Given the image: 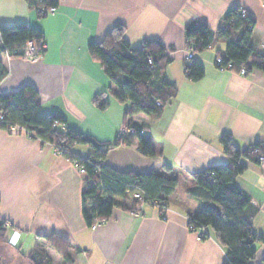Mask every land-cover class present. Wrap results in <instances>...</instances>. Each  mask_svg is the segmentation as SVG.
Listing matches in <instances>:
<instances>
[{
	"label": "crops",
	"instance_id": "0c3cea01",
	"mask_svg": "<svg viewBox=\"0 0 264 264\" xmlns=\"http://www.w3.org/2000/svg\"><path fill=\"white\" fill-rule=\"evenodd\" d=\"M235 4L255 17L251 43L264 49V0H59L56 10L45 17L37 16L26 0H0V25L23 20L45 35V51L38 58L2 56L8 72L0 82V93L32 84L44 112L60 114L68 126L100 141H113L124 124L127 104L114 96L110 78L88 45L101 40L118 22L126 26L133 46L154 37L175 47L165 72L178 87L159 118L145 113L131 117L147 125L154 155L143 154L135 137L131 144L111 146L106 157L119 170L156 169L177 176L164 216L150 204L139 213L115 207L109 218L89 226L82 211L85 172L51 143L0 127V218L7 221L15 247L25 254L36 246L45 248L52 264H62L61 255L43 237L55 233L77 248L75 264L225 261L227 247L211 227L197 231L188 227L190 215L210 201L207 191L197 187L193 173L227 161L219 141L225 132L232 134L239 148L264 139V70L245 75L219 68L216 51L224 49L226 42L218 40L195 55L205 75L189 80L184 73L188 61L184 27L192 19H202L215 30ZM101 93L108 101L105 109L93 102ZM90 150L87 144L73 148L82 157ZM165 162L173 169L165 171ZM236 181L258 207L253 228L263 237L249 264H264V167L248 161ZM201 232L207 234L205 239ZM5 246L0 245V257L12 264L7 251L15 248Z\"/></svg>",
	"mask_w": 264,
	"mask_h": 264
},
{
	"label": "trees",
	"instance_id": "16d2710c",
	"mask_svg": "<svg viewBox=\"0 0 264 264\" xmlns=\"http://www.w3.org/2000/svg\"><path fill=\"white\" fill-rule=\"evenodd\" d=\"M39 17L47 16L39 7H57L59 0H26ZM256 24L255 17L243 6H231L214 30L202 19H192L184 27V40L187 51L195 55L205 51L215 41L226 42L224 49L216 51V64L245 75L254 70H264V49L258 50L251 43ZM34 39L41 54L44 53L45 35L43 31L26 21L16 20L0 25V82L8 70L2 56L9 51L11 56H21L27 39ZM14 49L16 52H13ZM174 46L154 37H147L133 46L126 37V26L116 23L99 41L90 42L88 50L97 60L114 86V96L126 103L124 134H117L113 141H100L65 123L64 118L55 112L42 110L37 88L25 84L19 89L0 93V127L9 130L19 125L34 139L51 143L58 152L85 170L82 190V211L86 223L91 226L97 220L109 218L115 207L129 212H141L144 204L159 208L164 216L169 196L178 185V178L156 169L150 171L119 170L106 160L111 146L131 144L137 137L138 149L145 155H154L155 147L148 134L147 125L131 119L134 114L145 113L151 119L161 116L165 106L176 96L177 83L167 78L165 69L172 62L170 51ZM184 64L185 76L197 81L205 75V67L195 57ZM217 58L221 61L217 62ZM93 102L100 109L108 106L103 95L97 94ZM132 128L133 131L130 129ZM220 144L227 161L212 164L193 173L197 187L207 191L210 201L199 208L188 219L191 231L211 227L221 243L227 247V257L222 264H249L257 250V242L263 237L253 228V220L258 207L252 203L250 195L237 183L236 178L247 168V162L260 164L264 155V139L255 140L239 148L231 133L220 136ZM76 144H87L91 150L82 157L73 151ZM162 168L170 171L173 166L164 163ZM8 223L0 218V242L5 241ZM207 234L201 232V238ZM46 242L62 258V264H75L77 250L64 236L55 233L43 235ZM24 257L30 264H52V259L44 250L34 247Z\"/></svg>",
	"mask_w": 264,
	"mask_h": 264
},
{
	"label": "built area",
	"instance_id": "2783aa9c",
	"mask_svg": "<svg viewBox=\"0 0 264 264\" xmlns=\"http://www.w3.org/2000/svg\"><path fill=\"white\" fill-rule=\"evenodd\" d=\"M39 10L42 11V12H45L46 11L47 13H51V12H54L56 10V7L55 6H51V7L47 8V9H44L42 7H39ZM13 52H16V50L14 49ZM6 55H10L11 56V54L9 53V51H7ZM41 55L42 54L40 53V51L38 49V45H37L36 41L34 39H31V38L30 39H27L25 41V43H24L23 48H22V54H21V56H23V57H29V58H38ZM194 55H195V53L192 50H189L187 52V58L188 59L191 58V57H193ZM220 61H221V59L220 58H217V62H220ZM240 73L245 74V69H242L240 71ZM1 117H2V114L0 113V118ZM10 130L13 131V132L25 131L24 128L20 127L19 125H12L11 128H10ZM130 130L133 131L132 128ZM126 131H128V128L125 127L124 124H123V126H121V128L119 129L118 134L119 135L124 134ZM259 160H260V164L259 165H261V166L264 165V155H261L259 157ZM81 170L83 172H85L84 168H81ZM137 213H139V212H137ZM101 221H103V219L102 220H97L94 223L93 226L98 225Z\"/></svg>",
	"mask_w": 264,
	"mask_h": 264
},
{
	"label": "rangeland",
	"instance_id": "374dc122",
	"mask_svg": "<svg viewBox=\"0 0 264 264\" xmlns=\"http://www.w3.org/2000/svg\"><path fill=\"white\" fill-rule=\"evenodd\" d=\"M262 167H264V165H262ZM9 226V225H8ZM5 241H2V242H0V245L2 244V245H7V246H9L11 249H12V247L11 246H14V244H12L13 242L10 240V238H9V236H8V231H7V234H6V237H5ZM12 242V243H11ZM47 243V242H46ZM47 245L48 246H50L48 243H47ZM7 246H5V248L7 247ZM36 247H38V248H40V249H42V250H44L45 252H46V249L45 248H42V247H39V246H36ZM51 247V246H50ZM13 248H15V249H12L13 251H11V252H9V251H7V253H8V257L11 259V261H12V264H30L29 262H28V260L26 259V257H24L26 254L25 253H22L21 251H20V248L19 247H13ZM53 248V247H52ZM57 252V251H56ZM17 253V254H16ZM29 253V252H28ZM58 253V252H57ZM14 254H16V255H14ZM59 254V253H58ZM50 256V255H49ZM55 258V257H54ZM55 260V262H57L56 261V259H54ZM3 261L6 263V264H10V263H8V261L6 260V259H3Z\"/></svg>",
	"mask_w": 264,
	"mask_h": 264
},
{
	"label": "water",
	"instance_id": "95a60500",
	"mask_svg": "<svg viewBox=\"0 0 264 264\" xmlns=\"http://www.w3.org/2000/svg\"><path fill=\"white\" fill-rule=\"evenodd\" d=\"M0 264H6L1 257H0Z\"/></svg>",
	"mask_w": 264,
	"mask_h": 264
}]
</instances>
